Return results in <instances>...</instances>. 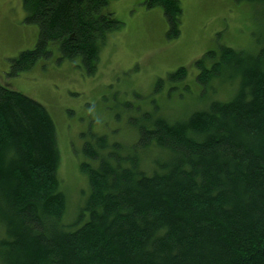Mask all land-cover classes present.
I'll return each instance as SVG.
<instances>
[{"label": "trees", "instance_id": "trees-1", "mask_svg": "<svg viewBox=\"0 0 264 264\" xmlns=\"http://www.w3.org/2000/svg\"><path fill=\"white\" fill-rule=\"evenodd\" d=\"M108 2L23 0L38 38L12 58L10 73L59 49V61L79 58L85 74H95L101 43L120 24ZM156 4L168 37H179L181 0H147ZM257 43L221 45L196 59L193 79L203 89L192 111L170 118L158 106L145 110L131 119L128 138L82 132L79 167L90 189L73 216L52 114L0 84L3 263L264 264V37ZM187 75L184 65L169 73L170 90L190 89ZM163 84L159 78L155 92ZM223 84L227 98L218 95Z\"/></svg>", "mask_w": 264, "mask_h": 264}, {"label": "rangeland", "instance_id": "rangeland-1", "mask_svg": "<svg viewBox=\"0 0 264 264\" xmlns=\"http://www.w3.org/2000/svg\"><path fill=\"white\" fill-rule=\"evenodd\" d=\"M182 32L170 39L162 6L147 0H109L107 10L120 21L101 43L98 69L86 75L80 59H40L31 69L10 73L12 58L34 48L38 25L24 20L23 0H0V84L11 86L41 101L52 114L62 152L60 177L68 194V213L76 214L89 193L87 176L79 167L83 158L81 133L89 130L128 138L132 118L145 110L168 117L184 115L200 103L202 86L193 78L196 59L221 45L235 49L258 47L264 37V0H181ZM186 66L190 89L170 90L168 74ZM231 71H229V74ZM159 78L161 89L155 92ZM209 92V91H207ZM227 98L230 86H218ZM184 102V103H183ZM130 140V139H128ZM0 264H4L0 258Z\"/></svg>", "mask_w": 264, "mask_h": 264}]
</instances>
